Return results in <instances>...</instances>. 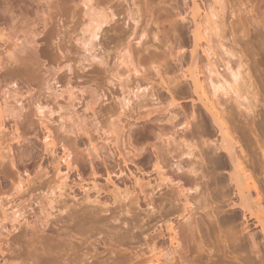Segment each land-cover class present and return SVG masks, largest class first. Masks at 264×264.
<instances>
[{"label": "rangeland", "instance_id": "obj_1", "mask_svg": "<svg viewBox=\"0 0 264 264\" xmlns=\"http://www.w3.org/2000/svg\"><path fill=\"white\" fill-rule=\"evenodd\" d=\"M213 1L199 2L201 6L209 8ZM99 2H103L104 12H115L116 18L93 38L88 31L89 18L88 15L85 16L87 8L79 0H0V33H6L19 44V47L11 48L14 41L10 45L0 41L3 61L0 67V107L3 110L5 105L10 109L4 107L5 117H0V148H11L9 152L4 151L3 156L0 150V203L7 205L10 201L7 209L16 206L23 213L22 219L20 218L21 226L13 219L6 221L3 214H0V264L10 261L11 255L21 254V259H25L27 249L24 246L31 238V227L36 225L43 229L42 220L49 222L45 228L46 240L49 238L50 243H56V237L63 236L61 232L66 228L63 224L68 221V213L82 214L85 211H91V214L96 213L98 217L105 219L104 224L108 229L105 227L104 234L93 238L102 241L96 245L99 253L104 252L102 256L107 254V247L103 242L109 240V231L114 230L127 235L135 234L137 239L125 247L134 253L142 251L146 254L144 258L149 256L147 246L156 242L160 246L164 244L163 249L168 253L166 259L174 264H181L180 255L183 256V264H264L261 228L250 221L247 231L249 234L242 233L245 225L241 210L226 208L220 216L222 221L228 222L226 226L230 231L239 232L240 234L236 233L238 236L243 235L229 249L225 248L229 247V242L223 243L226 240L223 236L225 234H220V239L217 226L212 224L217 231L212 226H207L211 222L207 219L206 211L196 212L194 209V215H191L194 217L197 214L194 219L201 222L199 227L203 240L196 232L192 235L195 239L192 236L185 239L190 237L183 230L188 221L178 217L181 212L166 214L170 208L166 201L175 188L168 189L164 186L152 192L159 184L154 169L157 154L168 150L173 152L167 160V165L171 167L172 164H177V159H180L178 155L186 149L184 141L194 144L219 136L203 106L199 102L194 103L193 99L196 100L197 95L190 84L183 82L181 90L176 94L178 101L176 105H172L155 69L159 68L162 76L172 80L189 69L194 45L191 1L90 0L89 7L103 12L97 7ZM223 4L222 9L217 5L220 17L213 18L219 28L216 30V37L209 35L212 47L209 60L199 50V68L200 72H204L200 77L206 82V77L211 73L213 81L218 83L224 79L230 80L229 73L239 72L243 99H238V102L242 105L248 103L247 105L252 106L249 105L250 108L254 105V111L263 114V100L260 97L254 100L253 95L257 89L246 84V75L249 64L254 75L258 72L264 74V0H228ZM106 5L111 7V11L106 9ZM231 5L236 6L232 9L236 10L234 13L230 9ZM238 7L241 12L237 11ZM184 17L186 21L181 20ZM136 19L139 23L135 22ZM172 24L175 25L173 28ZM123 31L124 34L119 35ZM130 34L132 38L129 37ZM128 43H133L132 47L140 50L133 54V63L128 59V64L132 65L122 64L124 48ZM9 49L16 60L38 58L36 71L31 66L28 69L17 68L15 59L11 61L13 59L7 53ZM179 51L183 56L180 62L176 56ZM135 69L139 70V74H136ZM137 87L142 89L137 92ZM131 90L138 93L139 97L130 94ZM209 90L211 92L212 89ZM258 90L261 97L264 96V92L260 88ZM223 92L219 91L216 96L220 98L225 110L232 111L236 120L244 124L247 113L244 109H238L236 95H224ZM150 93L160 94L158 101H153ZM244 106L249 107L246 104ZM42 107L45 113L40 111ZM38 111L42 112V117L45 116L44 120L41 115L37 116L40 114ZM111 111L115 113L116 123L114 128L111 127L112 131L115 129L113 135L109 133L112 132L108 114ZM196 124L203 133L200 135L201 139L197 137L193 140L190 129L196 127ZM49 130L56 140V147L52 152L51 147L47 150L44 142ZM105 136L110 138L109 144ZM90 142L96 143L97 155L90 147ZM68 152L71 154L70 166L64 161ZM163 157L166 159L167 156ZM180 160L183 164L188 161L184 158ZM60 170L63 173L60 176L67 177V181H64L61 191L57 189L54 195L50 194L49 187L54 185ZM218 171L222 172L223 177H227L222 168ZM169 175L178 182V176L173 171ZM20 178L25 182L29 179L32 181L28 190L21 193L15 186ZM186 187H189V183H186ZM213 188L215 186L212 184L211 189ZM146 196L149 201L153 200V205H147L150 202L145 199ZM153 206L155 213L151 210ZM65 207L67 212L63 211ZM178 207L181 208L182 205ZM161 208H164L161 212L165 211V214L157 213ZM161 215H167L164 217L165 221H175L186 250L180 251L179 256H173L169 251L167 222L163 221ZM115 217L118 221L114 220ZM204 224L211 230H205ZM134 225L137 226L136 229H133ZM140 225H143L141 230ZM163 233L166 238H162ZM252 237L259 249L254 248ZM203 241L206 249L212 250L211 254L201 251L200 242ZM233 250L239 256V262L238 259L231 260ZM127 254L130 255L129 252Z\"/></svg>", "mask_w": 264, "mask_h": 264}, {"label": "bare ground", "instance_id": "obj_2", "mask_svg": "<svg viewBox=\"0 0 264 264\" xmlns=\"http://www.w3.org/2000/svg\"><path fill=\"white\" fill-rule=\"evenodd\" d=\"M184 1H187V0H184ZM190 1L192 3V6L190 7V10H191L190 15H191V23L194 26V29H193L194 45L191 51V61H190L189 69L187 71H184L181 75L179 74L178 76L174 77L173 80L172 78H170L171 79L170 80L169 78L166 79L165 76H162L159 68H155V69H156V72L159 78L161 79L160 84H162L161 86L163 90L165 91V93L169 95L170 103L172 105H176V102L178 101L176 99V94L181 90V85L183 84V82L190 84L191 89L197 95V99L196 100L193 99L194 103L199 102L203 106V108L206 110V112L210 116L213 125L215 126V128H217L219 136L212 140L209 139L201 143H194V144L185 142L183 140L184 141L183 144H184V147L186 148L185 149L186 151L185 150L181 151L178 156L180 159L184 158V160L186 159L188 160L186 161L187 163L185 162V164H187L186 167L184 166L185 164H183L184 162H182V160L180 159H177L176 161L177 164L175 163L176 165L172 164L171 167L167 165L168 157L173 154V152H171L170 150H168L167 152L166 151L163 152L162 153L163 155L157 154L156 161L154 163V169L157 173L159 184L154 189L152 188L153 189L152 192L153 191L155 192L164 186L166 188L168 187V189L170 187H172V189L175 188V191H173L172 195L169 196L168 197L169 199L166 201L168 202L167 204H169L170 206L169 210L168 211L166 210L167 211L166 214L171 215L172 214L171 212H174V214L175 212H178L176 214H179L181 212L178 215V217L181 220L186 219L185 221H188V224H186L185 222L187 227L185 228L183 227L184 228L183 230L184 232L186 231V233H188L187 235L190 237H185V239L187 240L188 238L190 239L191 236L195 234L194 232H196L200 235L201 241L203 240L202 238L204 236H201L202 234L200 230L201 227H199V224L201 222H198V219L196 220V218L194 219V217H196L197 214H195L196 216L194 217H192L191 215H194L193 214L194 209H196V212L200 210L201 212L206 211L207 219L209 218V221L211 222L210 225H207V226L208 227L210 226L209 228H211L212 226V229H214V231H217V229L215 228L217 226L219 230L218 231L219 235L220 234L222 235L223 233L225 234L223 236H225L226 240L224 238L225 241L222 240L224 241L223 243L227 244L229 242L230 244L229 247L225 245L226 246L225 248L231 249L230 247L233 245H236V243L240 239L239 236H243V235L238 236L237 234H240L239 232L237 233L234 230L230 231V228L226 226L228 222L226 220L222 221V218H220L221 214L226 211V208L230 210H241L242 219L244 223L243 225H245V227L242 229V233L247 234L248 233L247 231L250 228V225H249L250 221H254L255 222L254 225L258 228H261V232L263 234V239H264V113L263 114L256 113L254 111L256 108L254 107V105H253V108H254L253 109V108H250L251 106L250 104H249L250 106L247 105L248 103H244L242 105L240 104V102H238L239 101L238 99H241L243 97L242 91H241L242 89L240 88V83H239V80L241 79L239 72L233 71L232 73H229L230 75H228V77L230 78V80L223 78L224 80L218 83H215L213 81L211 77V73H210L209 76H207L205 79L206 82L202 81L200 76L204 72H200V68H199V53H200L199 50H201L203 55L209 60L210 58L209 53L212 52V47L210 45L211 39H209L211 37H209V35L211 36L217 35L216 30L219 28L216 25L217 22L215 23V20L213 21V18L220 17L218 16L220 15L219 14L220 11L217 12L218 10L217 5L219 6V8L222 9L224 6L223 2L228 1V0H214L212 6L209 5L211 7V8L209 7L210 9L206 8L205 6H201L202 4L199 2L200 0H190ZM79 2L80 4H84L87 8V10H85V16L88 15L87 17L89 18V20L87 24H88V27L91 28V29L89 28L88 31L91 33V36L93 38L95 36H98L99 32L103 30L104 27L110 25V23L115 21V18H116L115 12L111 11V7L107 6L108 4L106 5L107 6L106 9L108 11L109 10L111 11L110 14H108L109 12L108 13L104 12L102 8L103 2L97 3V7L99 8V10H103V12H100V11L97 12L93 7L91 6L89 7L90 0H79ZM202 7H205V9H203ZM235 7L236 6L232 7L231 5L230 9L231 10L233 8L235 9ZM139 8L138 10L140 11ZM239 8L240 7L237 8V11L241 12V9ZM235 11L232 10V13H234ZM180 17H181V14H180ZM181 20L186 21V18L184 17ZM135 22L139 23L138 20ZM173 26L175 25L172 24V28ZM124 32L125 31H123L122 33H119V35L124 34ZM232 34H234V31H232ZM9 37L10 36H7L6 33L4 34L0 33V41H5V44L7 42L9 43V45L11 44L10 42L14 41L12 42V45H10L11 48L19 47V44H17L14 39L12 40L10 39L11 37L10 38ZM129 37L132 38L133 36L130 34ZM117 39H118V36H117ZM17 41H19V38L17 39ZM137 43H138L137 46H139L140 41H138ZM132 46H133V43L132 45L131 43H128L126 47L124 46L125 48L123 47L125 50V53L123 55L124 59L122 61V64L124 63L127 65L129 61L130 63H133L132 61L133 54L140 52V50L135 49L137 47L134 48ZM7 53L9 54V57L13 59V60L11 59L10 60L14 61L15 58H13L12 56L13 54H12L11 49H9ZM176 56H178L177 60L178 62H180L183 57L182 53L179 51V53H177ZM243 57L247 59L246 55H243ZM128 59L130 60L128 61ZM15 61H16L15 63L17 64V68L22 67L23 69L24 68L26 69L27 67L29 68V66L34 67V68L35 66L38 67V58H32L31 60L30 59L28 60H23V59L16 60L15 59ZM2 62L3 61L0 55V67L2 66L1 65ZM247 62L249 63L248 60ZM210 64L211 63H209V66H211ZM128 65H132V64H128ZM240 65L243 66V63H241ZM34 68H31V69H34ZM251 70L252 69H250V64H249V71L246 75L248 82L246 81L245 82L246 84L249 83L250 88L252 87L253 89H257V92L255 93V95H253L254 100L257 99V97L258 98L260 97L259 99L263 100L262 105L264 106V96L261 97V94H260L261 92L258 90L260 88L264 92V74H261L260 72H258L259 73L258 74L255 71L256 75H254L251 72ZM34 71H36V68ZM135 72L136 74H139V70L135 69ZM208 88L209 89L211 88L213 91L211 90L210 92ZM140 89L142 88L137 87V90L136 89L134 90L139 92ZM219 91H222V92L224 91L223 92L224 95H228L229 93L230 95H232L231 93H234L236 95L237 99L235 98V100L237 102L238 109L239 108L244 109L245 110L244 112L247 113L246 118H244V121H245L244 124H241V121L239 123L238 120H236V118L233 116V113H231L232 111L229 112V111H226L227 109L225 110V107L223 103L221 102L220 98L216 96V93H218ZM130 94L132 95L134 94L135 97H139L138 93L133 92L132 90ZM150 94H151L150 97L153 99V101L154 100L158 101V99L160 98V94L158 93L157 94L150 93ZM245 104L246 106H249V107H245L244 106ZM4 107L5 105H3V110L0 107V117L1 118L5 117ZM5 108L7 109L8 107H5ZM41 110L43 111V107L42 109H40V111ZM40 111H38V113H40L39 115H37L38 117L42 114V112ZM10 112H13V111H10ZM195 113L196 112L193 113V117L195 116L194 115ZM108 114L111 120L110 128L111 127L114 128L116 124L114 122L115 113L113 114V112L111 111ZM237 117H238V114H237ZM42 118L44 120L45 116ZM42 118H39V119H42ZM194 120H196V118ZM196 125H197L196 127L194 126L193 128L190 129V135L193 138V140L197 137L199 139L202 138L200 135L203 133V131H201L202 129L200 130L201 127H199L198 124ZM188 126H190V123L188 124ZM113 128H111L110 131H112ZM101 129H104V128H101ZM114 132H115V129L114 131L109 132V133L113 135ZM104 133H107V132H104ZM104 135L108 136V134H104ZM53 136L54 135L49 130L47 135L44 138L45 146L47 150L51 147L50 148L51 152L53 149L55 150V147H56V142H55L56 140ZM109 137L111 138L110 135ZM110 138L106 140L108 144L109 142H111ZM95 144L96 143L92 144V142H90V147L92 146V148L94 149V150L92 149L93 152L96 153L97 155L98 149ZM199 146H201L202 148H199ZM10 149L11 148L9 146L6 148H0V150H2L1 156H3L4 151L9 152ZM7 155L6 157H8ZM65 155H67V158L64 161L65 163L68 164V166H70L71 159L69 160V158L71 154L68 152V154H65ZM164 155L167 156L166 159L163 157ZM220 168L223 169V172L224 174L227 175V177H223L221 175L222 172L220 173L218 171ZM172 171L175 174V176H178V179H179L178 182H176L174 178L171 175H169V172H172ZM60 172L61 170L58 172V175H57L58 178L53 182L54 185L53 186L50 185L49 187V190L51 192V193L49 192L50 194L54 195L57 189L61 191L65 183L64 181H67L65 180L67 179V177L65 178L64 175H63L64 177H61L60 175L63 173L62 172L60 173ZM183 178L184 179L187 178L188 180L186 179L184 182ZM186 183H189V187H186ZM31 184H32V181H30V179L25 182L23 181V179L20 178L15 185L16 190L20 193L22 191L24 192L28 190V187ZM212 184L215 186V188L213 189H211ZM147 196L145 199L148 200L149 198H147ZM192 201H194V203ZM148 202H150V204H147L148 206L153 205V200L150 199V201L148 200ZM10 204H11L10 201H9V204L7 203V205L3 204L4 206L1 205L0 203V211L2 212L0 214H3L2 217L6 221L9 219L10 220L13 219V221L16 224L21 226L22 222L20 221V218L23 216L22 215L23 213H21V210L18 207H17L18 210H16L17 209L16 206L15 207L11 206L10 210L7 209V207L10 206ZM180 205H182L181 208L178 207ZM151 208H152L151 210L153 211V213H155L156 212L155 207L153 206ZM66 209L67 208L65 207V210L63 209V211L67 212ZM163 209L164 208H161L160 211H157V213L159 214V212H161V210ZM90 212L85 211L82 214L68 213V217L66 216L67 217L66 220L68 221L64 220L65 221L64 222L62 220L65 223L63 224V226L66 227L61 232V235L63 233V236H60L59 238L56 237V239L58 240V241L55 240L57 241L56 243L52 241H51L52 243H50V241L48 240L49 238H47L48 241L46 240L47 235L45 236V228L47 227L49 222H47L48 220L47 221L42 220L43 229H41V227H38L36 225L31 227V232L33 234L31 233V238L29 237L28 239L29 241L28 240L26 241L27 242L26 246L22 245V247L24 246L27 249L26 251L27 255L25 259L24 260L21 259L22 258L21 254L11 255V260L6 261L5 264H34V263L35 264H171V262L173 263V261L166 259L168 258L166 256V254L168 255V253L167 252L165 253V249H163L164 244L160 246L159 243L154 242L152 246L148 245L147 248L149 249V252H148L149 256H146L147 258H144L146 254L142 253V251L140 252L142 253V255H140L139 252L134 253V251H129V249L125 247L126 245H128V243H132V241H135L137 239L135 234H132L131 232H129L131 234L127 235V233L126 234L125 233L122 234L119 232L117 233V231L115 232L114 230L109 231L111 233L109 236L110 238H108L109 240H107L108 242L107 241L103 242L104 246L107 247L105 249V252H107V254L106 256H102L104 252L99 253L98 248L96 247L97 243L100 244V242L102 241L99 239L93 240V238L104 234L103 230L105 229L107 225L104 224L105 219H103L102 217L101 218L98 217L99 215L96 213L91 214ZM128 212H129V209H128ZM163 214H165V211ZM203 214L205 215V213ZM165 218L163 221H165ZM114 220L118 221V218L115 217ZM165 222H167L165 224H166V231H167L166 233H167L168 240H169L168 242L169 251L170 253L171 252L173 253L172 254L173 256L176 254L179 256L178 253H180V251L185 252L186 250L184 249L185 247L183 248L184 245L182 244L181 237L177 231V228H176L177 226L175 224V221H172L171 219H169L168 221L166 220ZM212 224H214L215 227ZM204 225H203V228H204ZM142 226L143 225H140V230ZM207 226L205 227L206 228L205 230L209 229ZM136 228L137 226L134 225L133 229H136ZM225 228L226 230H222ZM106 229H108V227H106ZM210 230L211 229H209V231ZM113 231L114 233L112 234ZM223 231H226V233ZM207 233L209 234V232ZM221 235L219 236V238L221 237ZM236 235L238 237H236ZM162 236H163L162 238H166V235H164V233L162 234ZM193 239L195 238L193 237ZM252 239H253L254 248L259 249L258 248L259 246L256 243L255 238L252 237ZM19 240L20 239H18V241ZM43 240L45 241L42 244ZM36 241L38 243H36ZM107 243L109 244L107 245ZM200 244L202 245V246L200 245L201 251L203 250L205 252L207 251L210 252V254L212 253V250L206 249V244L204 243V241L200 242ZM128 252L130 255L127 254ZM232 252L231 253L233 256L231 257L232 258L231 260L233 261L234 259L237 260L239 256L237 257L235 255L236 251L233 250ZM257 252L259 253L260 250H258ZM182 259H183V256L181 257L180 255L179 262L181 261V264L184 263L182 262L183 261ZM238 262H239V259H238Z\"/></svg>", "mask_w": 264, "mask_h": 264}]
</instances>
